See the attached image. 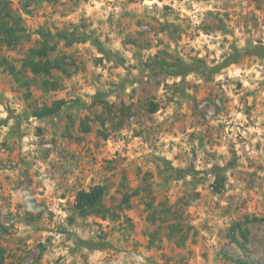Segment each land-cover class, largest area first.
<instances>
[{
	"label": "rangeland",
	"instance_id": "obj_1",
	"mask_svg": "<svg viewBox=\"0 0 264 264\" xmlns=\"http://www.w3.org/2000/svg\"><path fill=\"white\" fill-rule=\"evenodd\" d=\"M5 1L24 31L0 46L4 264H264V59L246 53L264 45V0ZM41 31L85 39L59 42L53 56L72 75L54 70L57 90L22 71ZM91 39L117 61H100ZM236 51L217 74L177 79L152 65L213 67ZM96 93L112 115L92 106ZM56 100L68 103L58 115L33 117ZM122 105L131 116L119 127ZM96 185L115 219L74 209Z\"/></svg>",
	"mask_w": 264,
	"mask_h": 264
},
{
	"label": "trees",
	"instance_id": "obj_2",
	"mask_svg": "<svg viewBox=\"0 0 264 264\" xmlns=\"http://www.w3.org/2000/svg\"><path fill=\"white\" fill-rule=\"evenodd\" d=\"M8 2L5 0H0V16L4 12L2 18L0 17V46H12L17 43L21 36V32L24 29L21 26V19L16 20L14 23L9 24L8 17H10L11 12L7 9ZM41 40L39 45L32 48L22 62V71H28L35 77H45L42 86L45 90H57L59 84L50 82L47 77L51 76L54 70L60 71L64 75L71 76L72 72L70 71L69 64L66 63L67 57L64 55L53 56L58 50V44L60 41H64L67 46H72L75 42L84 41L85 39L80 38L81 36L77 34H67L65 32H57L52 34L49 31L40 32ZM90 39V38H88ZM92 45L96 47L98 52L103 56L102 59L108 61H117V54L113 53L111 50L107 49L101 42L98 40L91 39ZM246 53L257 58L264 59V45L255 46L246 51ZM240 54L233 52L230 54L223 62L217 64L213 67H208L202 60H196L191 63H187L180 59H175L174 62H169L165 59L156 60L153 62L155 68L160 72L173 77L185 79L188 75L197 73L201 70H205L207 74H217L222 69L230 66L231 64L239 61ZM4 64H8L6 60L3 61ZM9 73H15V67L8 64ZM18 73V72H17ZM103 96H106L103 93H96L93 96L92 106L101 105L102 109L109 115L114 113L115 106L106 101ZM68 103L65 100H56L53 101L50 106L44 105L41 108H36L33 111V117L37 119H46L52 118L59 114L63 107H66ZM159 110V107L155 103H151L148 109L149 113L153 114ZM121 114V119L119 122V127H123L124 118L128 120L131 116V109L129 106L122 105L119 109ZM96 120L100 121L103 125L105 120H101L100 116H96ZM127 118V119H126ZM88 120V118H86ZM2 123H5L3 121ZM1 125V124H0ZM83 130L89 132L91 127L86 126L85 122L82 123ZM107 138V137H106ZM222 183H216L215 189L220 192L222 190ZM139 191H134L131 196L138 195ZM106 195V187L103 185H96L89 190H79L75 196L74 209L76 212L83 218L88 216H98L102 219H105L108 215H111L115 219L117 216L113 215V211L107 208L104 205V197ZM129 196L124 198V203L128 202ZM179 228H176L172 225L170 228V237H174V234L178 232ZM89 244V242H87ZM4 250L0 248V264H4ZM242 264H251L247 261L239 260Z\"/></svg>",
	"mask_w": 264,
	"mask_h": 264
}]
</instances>
